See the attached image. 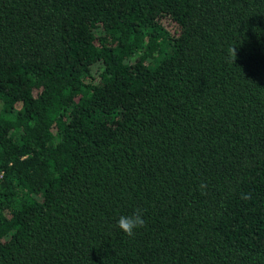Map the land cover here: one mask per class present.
<instances>
[{"label": "trees", "instance_id": "trees-1", "mask_svg": "<svg viewBox=\"0 0 264 264\" xmlns=\"http://www.w3.org/2000/svg\"><path fill=\"white\" fill-rule=\"evenodd\" d=\"M0 264H264V0H0Z\"/></svg>", "mask_w": 264, "mask_h": 264}, {"label": "clouds", "instance_id": "clouds-1", "mask_svg": "<svg viewBox=\"0 0 264 264\" xmlns=\"http://www.w3.org/2000/svg\"><path fill=\"white\" fill-rule=\"evenodd\" d=\"M231 54L236 59L235 48L231 50ZM117 226L127 236H134L135 230L140 229L144 226V219L141 209H135L131 215L120 216L117 222Z\"/></svg>", "mask_w": 264, "mask_h": 264}]
</instances>
